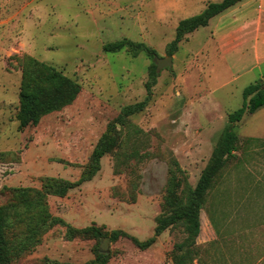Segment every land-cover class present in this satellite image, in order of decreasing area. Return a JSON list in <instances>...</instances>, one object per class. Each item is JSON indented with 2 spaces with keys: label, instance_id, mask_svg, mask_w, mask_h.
I'll return each instance as SVG.
<instances>
[{
  "label": "rangeland",
  "instance_id": "rangeland-1",
  "mask_svg": "<svg viewBox=\"0 0 264 264\" xmlns=\"http://www.w3.org/2000/svg\"><path fill=\"white\" fill-rule=\"evenodd\" d=\"M215 1L0 0V215L10 223L5 264H174L173 245L187 236L181 222L154 235L173 175L182 180L185 201L228 114L243 105L244 87L264 73V63L246 69L250 55L221 54L219 34L228 37L235 17L225 24L212 17L168 54L178 22ZM256 26L253 19L250 29ZM122 40L153 53L107 49ZM167 55L172 66L158 67ZM24 75L42 98L59 97L51 112L17 118ZM233 130L264 137V106L245 113ZM99 142L104 152L94 159ZM236 157L208 192L189 264H250L256 256L254 263L264 264L261 241L251 251L245 239L246 222L259 220L245 214V191L235 195L237 181L260 172L240 151ZM174 161L183 169L178 177ZM47 178L73 185L53 192L42 187ZM15 188L30 190L18 196ZM257 198L260 217L264 194ZM37 199L42 211L28 208ZM150 237L147 246L136 242Z\"/></svg>",
  "mask_w": 264,
  "mask_h": 264
},
{
  "label": "trees",
  "instance_id": "trees-1",
  "mask_svg": "<svg viewBox=\"0 0 264 264\" xmlns=\"http://www.w3.org/2000/svg\"><path fill=\"white\" fill-rule=\"evenodd\" d=\"M239 1L241 0H217L215 2H209L200 13L180 20L176 26L174 38L168 47V54H172L176 51L178 43L183 35L190 33L199 27L206 26L212 17L220 14ZM125 45L129 46L132 51H145L147 54L153 53V51L143 43H134L132 41L124 42V40L109 44L107 49L110 51H117ZM23 84L24 87L19 94V111L17 113V118L26 120L51 112L53 104L59 97L42 98L37 89L27 87L26 75H24ZM242 95L243 105L228 114L229 124L220 134L207 164L201 170L195 186L188 188L185 201L184 196H181L178 191L182 180L177 176V174L183 173V169L179 166L177 161H174L173 163L175 166L174 174L178 179H174L175 176L173 175L172 182L169 185L166 195V211L163 215L157 217L154 235L159 234L168 226L181 222L183 229L186 230L187 236L182 241L176 242L173 245L172 255L174 264H189L192 261L191 248L195 245L196 239L200 233V211L206 200L207 191L210 188L214 177L231 158L235 157V142L237 136L233 130L234 125L243 118L245 113L252 114L258 108L264 106V85L260 81L245 86ZM102 152H104V149L101 142H99L97 149L94 151V159H97ZM96 169L97 167L92 172ZM90 175L91 173L89 176ZM72 185V183L66 181L47 178L42 187L54 188L53 192L64 193L66 188ZM29 190L30 189L27 188H15L11 190V193L13 194L15 191L18 196H22ZM181 191H184V188H182ZM28 205V208L30 209L34 207L42 208L40 199H37L35 203H29ZM38 214L39 212H37V215ZM43 224L44 223H42V226ZM8 227H10V223L8 224L7 222V216L0 215V264H5L7 262L10 253V246L4 234L5 229ZM36 228L37 227L32 226L30 230L33 232ZM153 241L154 237H150L145 241L136 240L137 244L141 247L147 246ZM203 251H205V249H203ZM202 264H205L203 260Z\"/></svg>",
  "mask_w": 264,
  "mask_h": 264
},
{
  "label": "crops",
  "instance_id": "crops-1",
  "mask_svg": "<svg viewBox=\"0 0 264 264\" xmlns=\"http://www.w3.org/2000/svg\"><path fill=\"white\" fill-rule=\"evenodd\" d=\"M233 17L236 19V21L232 24L235 27L230 28L231 30H229L230 32L228 37H226L227 33L223 34V32H221L219 34L221 54L225 55L230 52H235L238 55L239 60H244L248 55H250L252 62L250 65L246 66V69L248 71L250 69H256L260 66V64L264 63V0H241L213 18H217L218 22L225 24L227 21H231ZM253 19H256L257 22V28L255 27V30L250 29L251 21ZM243 26L246 28L242 29ZM215 28L219 31L220 25L217 24ZM233 37H235V39H233ZM226 38H228V41H226ZM262 75H264V73L258 72L256 80L252 83L256 81L262 82L260 79ZM236 136L235 157L231 158L227 163H233L236 158L239 160L240 157L238 158L236 156L240 151L243 158H246V165L248 166L251 160L252 165L257 168L258 172H260L259 174H253L250 179H245L244 177V179L237 181L236 186L238 188H236L235 192L236 195L237 193L241 194L240 192H242V189L245 191V214H254V216H256L259 220V223L255 226L249 224V221L246 222L245 239L251 241L250 250L255 251V248L258 246V242L257 244H254V241H261L259 245H264V209L261 211L260 217L257 216L255 210V202L256 199H258L257 194L260 191L264 194V137H240L237 134ZM241 138H243V140H241ZM227 163L221 171H223ZM218 176L219 173L214 177L212 184L207 191L206 199L209 190L213 189L215 186ZM216 219L218 220V216H216L215 221ZM221 224L225 225L223 221ZM259 231L263 234L262 237L258 236ZM255 258H250V264H255ZM259 260L264 261V255H261V259Z\"/></svg>",
  "mask_w": 264,
  "mask_h": 264
},
{
  "label": "water",
  "instance_id": "water-1",
  "mask_svg": "<svg viewBox=\"0 0 264 264\" xmlns=\"http://www.w3.org/2000/svg\"><path fill=\"white\" fill-rule=\"evenodd\" d=\"M157 65L158 67H171L172 66V55H167L165 57H160L157 59ZM107 240L108 237H105L102 240L101 249H106L107 248Z\"/></svg>",
  "mask_w": 264,
  "mask_h": 264
}]
</instances>
